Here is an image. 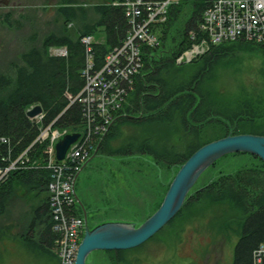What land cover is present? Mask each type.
Masks as SVG:
<instances>
[{
	"label": "trees",
	"instance_id": "obj_1",
	"mask_svg": "<svg viewBox=\"0 0 264 264\" xmlns=\"http://www.w3.org/2000/svg\"><path fill=\"white\" fill-rule=\"evenodd\" d=\"M214 1L181 0L170 8L167 21L158 25L159 45L143 48L144 67L137 74L126 103L113 112L114 120L108 132L96 143L97 156L149 154L159 163L180 168L195 151L211 142L203 141L201 132L214 120H219L225 136H264V123L255 122L259 100L230 98L235 95L232 81L225 85L230 88L227 96L229 106L238 100L234 111L220 109L212 99V95L215 98L214 94L218 92L217 84H222L219 70L225 59L237 52L264 55V45L236 40L212 46L191 62L177 63L178 57L194 44L192 33L199 31L204 13ZM126 2L104 0L93 6L96 19L83 22L77 40L51 34L44 38L40 48L33 47L21 54V64H13V75L0 72V171H5L30 148L23 157V163L0 179V218L8 213L17 187L26 190L30 201L44 194L36 208L32 209L27 228L19 234L23 238L20 240L21 246L35 260H44L46 264H61L56 251L62 234L54 229L58 221L54 220L47 194L52 173L48 167L49 155L45 150L47 143L37 141V138L41 128L54 120H57L54 129H75L85 123L82 106L77 102L70 104V99L78 95L85 85L82 70L86 66V56L82 38L95 39L98 34L101 35L102 41L95 39L92 43L93 57L101 66L106 54L123 43L130 29ZM62 4L58 12L67 23L78 19L85 21L87 9L76 0H63ZM186 6H189L187 10ZM55 46L70 48L72 58L51 54L50 49ZM36 105L43 109L41 122H34L27 116L28 108ZM176 119L180 120L185 135L192 139L182 147L159 145L140 134L145 128L169 125ZM68 164L67 171L74 172L76 163L68 161ZM255 169L264 171V163L260 159ZM241 173L220 177L207 184L203 190L190 194L183 208L195 199L209 198L214 203L230 200L247 216V219L236 223L239 239L233 264H254V252L264 243V191L258 192L257 188H252L251 184L257 178L248 177L249 180H245ZM245 174L242 173L243 176ZM165 195L154 212L162 204ZM66 210L70 215L83 214L78 203ZM14 225L5 224L2 227L14 234ZM40 226L36 241L34 231ZM109 253L115 254L114 264L141 263L139 258L126 259L125 250ZM54 257L59 263H55Z\"/></svg>",
	"mask_w": 264,
	"mask_h": 264
},
{
	"label": "rangeland",
	"instance_id": "obj_2",
	"mask_svg": "<svg viewBox=\"0 0 264 264\" xmlns=\"http://www.w3.org/2000/svg\"><path fill=\"white\" fill-rule=\"evenodd\" d=\"M103 1L76 0L87 9L88 15L85 21L78 19L67 23L58 12L63 0H0V72L13 75V64H21V54L33 47L40 48L44 38L51 34L69 36L77 40L83 22H93L96 19L93 6ZM188 8L189 6H186V10ZM95 39L102 41L100 34ZM82 43L87 58V47L83 40ZM60 51L68 53L64 57L72 58L67 46H55L50 49L51 54ZM225 60L219 70L222 87L217 84L218 92L214 94L215 98L212 95L216 106L234 111L239 99L259 100L255 122L263 124L264 55L237 52L230 54ZM231 81L235 95L230 98L238 100L229 106L227 96L230 88L225 84ZM63 129L59 130L62 135L60 138L71 131L68 128ZM201 133L202 140L206 142L225 136L219 120L208 124ZM140 134L165 146L182 147L192 140L185 135L179 119L169 125L145 128ZM258 158L243 152L221 156L201 173L189 195L203 190L207 184L220 177L238 172L247 173L245 176L241 173L245 180H249L248 177L257 178L253 181L254 184H251L252 188H257L258 192L264 191V171L255 169V164L260 159ZM179 169V166L168 167L159 163L149 154L95 156L80 171L75 189L83 204L87 201L89 207L95 209L91 220L84 204L90 229L110 219L113 220L111 222L132 224L135 227L141 225L153 214ZM25 191L17 187V194L8 213L0 218V264H46L44 260H35L33 255L21 246L23 238L19 233L27 228L26 223L32 209H35L39 200L44 197L42 194L30 201ZM208 199L189 201L180 214L154 237L137 248L125 250L126 259L139 258L141 263L136 264H233L239 239L236 223L247 219V216L230 200L214 203ZM5 224H15L14 234L2 227ZM39 230L41 226L34 231L36 241ZM114 258V253L97 250L88 256L87 264H114ZM55 259V263H59L57 257Z\"/></svg>",
	"mask_w": 264,
	"mask_h": 264
},
{
	"label": "built area",
	"instance_id": "obj_3",
	"mask_svg": "<svg viewBox=\"0 0 264 264\" xmlns=\"http://www.w3.org/2000/svg\"><path fill=\"white\" fill-rule=\"evenodd\" d=\"M180 0H127L126 17L130 29L123 43L109 52L99 66L92 54V38H83L87 47L86 66L82 71L85 85L71 104L82 106L83 122L81 137L72 146L66 162H56L55 143L62 135L53 129L56 120L41 129L37 141L47 142L49 155L48 167L52 170L49 188V203L58 221L54 229L61 232L58 244V256L62 264H74L76 260L80 233L84 228V219L70 215L66 208L74 205V172H68V161L76 163L74 170L91 155L97 140L107 133L114 120L113 112L126 103L134 80L126 73L138 74L144 67V47L159 45L156 32L158 25L168 19L170 8ZM201 37V38H200ZM205 37V40L202 38ZM194 44L191 49L180 55L178 63L190 61L205 53L212 46L243 40L264 45V0H219L205 11L199 31L192 33ZM60 54H65L60 51ZM135 72H131V70ZM130 90V91H129ZM43 116L35 117L41 120ZM24 155H21L5 171L16 169ZM23 163V161H21ZM255 264H264V243L260 244L255 254Z\"/></svg>",
	"mask_w": 264,
	"mask_h": 264
},
{
	"label": "water",
	"instance_id": "obj_4",
	"mask_svg": "<svg viewBox=\"0 0 264 264\" xmlns=\"http://www.w3.org/2000/svg\"><path fill=\"white\" fill-rule=\"evenodd\" d=\"M42 112V107L37 105L27 112V116L33 118ZM79 136V133L67 134L56 144L57 160L61 161L65 158L68 149ZM97 151L98 149L95 151L93 158L96 156ZM233 152L250 153L264 162V136L252 134L228 135L200 147L180 167L157 211L137 227L127 223L106 222L90 229L85 206L75 192L77 202L82 207L85 218L84 235L78 247L75 264H87L88 256L97 250H129L150 240L181 211L190 190L201 173L221 156ZM85 166L86 164L81 170Z\"/></svg>",
	"mask_w": 264,
	"mask_h": 264
},
{
	"label": "bare ground",
	"instance_id": "obj_5",
	"mask_svg": "<svg viewBox=\"0 0 264 264\" xmlns=\"http://www.w3.org/2000/svg\"><path fill=\"white\" fill-rule=\"evenodd\" d=\"M219 0H215L214 1V3H216V2H218ZM213 4V3H212ZM212 4L206 9V11L212 6ZM126 38V37H125ZM201 38V37H200ZM203 40H205V37L204 38H202ZM125 40V39H124ZM123 40V41H124ZM103 65V64H102ZM101 65V66H102ZM129 70H131V72H135V70H132V69H129ZM126 75L128 76V77H130V76H132L131 78L133 79V80H135V78L137 77V74H132V73H130V71H129V73H126ZM30 151V148H28V149H26L21 155H25L27 152H29ZM262 244V243H261ZM137 248V247H136ZM134 249V248H133ZM258 249V248H257ZM256 249V250H257ZM256 250H255V252H256ZM118 251V250H117ZM255 252H254V254H255ZM254 264H255V257H254Z\"/></svg>",
	"mask_w": 264,
	"mask_h": 264
},
{
	"label": "crops",
	"instance_id": "obj_6",
	"mask_svg": "<svg viewBox=\"0 0 264 264\" xmlns=\"http://www.w3.org/2000/svg\"><path fill=\"white\" fill-rule=\"evenodd\" d=\"M76 189H77V182H76ZM76 191H77V190H76ZM84 204L86 205V208L88 209V212H89V215H90V217H89V216H88V217L92 220L93 215H94L93 211H94L95 209L89 207V204H88L87 201H84ZM89 218H88V219H89ZM111 221H113V220L110 219V220H107V221H104V222H111Z\"/></svg>",
	"mask_w": 264,
	"mask_h": 264
}]
</instances>
